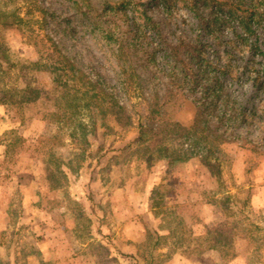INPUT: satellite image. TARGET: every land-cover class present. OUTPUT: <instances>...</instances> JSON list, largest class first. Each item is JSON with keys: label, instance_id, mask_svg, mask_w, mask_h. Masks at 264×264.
Masks as SVG:
<instances>
[{"label": "rangeland", "instance_id": "obj_1", "mask_svg": "<svg viewBox=\"0 0 264 264\" xmlns=\"http://www.w3.org/2000/svg\"><path fill=\"white\" fill-rule=\"evenodd\" d=\"M41 7L73 13L65 0H0V13L24 19L0 28L13 64L9 75L0 74V94L27 82L40 92L33 103L17 95L14 106L0 105V264H264V32L262 55L234 53L224 81L259 113L237 139L205 153L218 164L209 169L171 126L192 124V97L162 106L165 119L152 129L146 111L154 95L141 70L132 84L118 83L115 59L78 25L65 39L76 66L100 75L130 121L118 125L105 115L102 98L68 124L52 121L58 107L50 75L20 70L50 55L48 35L35 21ZM195 23L178 6L171 31L193 35ZM140 124L148 126L141 144ZM157 146L187 160L155 162Z\"/></svg>", "mask_w": 264, "mask_h": 264}, {"label": "trees", "instance_id": "obj_2", "mask_svg": "<svg viewBox=\"0 0 264 264\" xmlns=\"http://www.w3.org/2000/svg\"><path fill=\"white\" fill-rule=\"evenodd\" d=\"M65 1L73 9L68 16L37 8L39 15L35 21L48 35L50 55H46L45 64L35 62L20 68L50 75L58 107L57 112L50 114L52 121L70 123L81 109H91L98 98L105 102L104 114L115 123L125 125L130 121L125 105L108 92L100 75L97 72L88 75L76 66V54L66 46L65 39L75 36V25H78L99 40L115 59L119 68L118 83L132 84L136 67L141 70L140 76L154 95L146 111L147 124L152 129L165 119L162 106L177 98L192 97L197 108L192 124L185 127L174 122L171 126L188 143L191 155L207 168H217L218 164H210L205 153L217 147L218 142L237 139L239 130L251 127L259 113L256 107L250 108L235 99L224 81L234 53L262 55L259 34L264 32V0ZM178 6L195 19L193 35L171 31ZM23 20L15 11L1 12L0 28L18 26ZM12 69L7 49L0 43L1 76L9 75ZM127 70L130 71L126 75ZM254 82L258 89L263 87L258 71ZM39 94L27 82L23 89L2 90L0 105L14 106L17 95L22 97L21 103H33ZM147 124L138 126L136 141L140 144L148 135ZM154 153L155 162L187 160L166 146H157Z\"/></svg>", "mask_w": 264, "mask_h": 264}]
</instances>
